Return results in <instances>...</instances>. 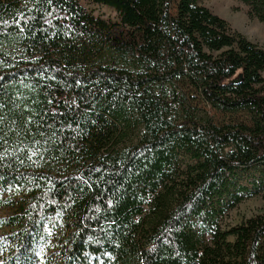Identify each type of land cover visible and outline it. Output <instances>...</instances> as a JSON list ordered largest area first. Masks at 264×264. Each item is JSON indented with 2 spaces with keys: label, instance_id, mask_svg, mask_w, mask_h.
Instances as JSON below:
<instances>
[{
  "label": "trees",
  "instance_id": "obj_1",
  "mask_svg": "<svg viewBox=\"0 0 264 264\" xmlns=\"http://www.w3.org/2000/svg\"><path fill=\"white\" fill-rule=\"evenodd\" d=\"M90 1L119 21L0 0V264H264V214L221 225L264 200V49L201 0Z\"/></svg>",
  "mask_w": 264,
  "mask_h": 264
},
{
  "label": "rangeland",
  "instance_id": "obj_2",
  "mask_svg": "<svg viewBox=\"0 0 264 264\" xmlns=\"http://www.w3.org/2000/svg\"><path fill=\"white\" fill-rule=\"evenodd\" d=\"M176 1L177 0H172L173 5ZM80 4L86 11L92 13L96 17L111 22L119 21L118 14L110 7L94 4L90 0H80ZM200 4L229 23L233 29L243 34L249 41L256 43L264 49V26L260 24L257 19L248 17V9L243 3L238 0H201ZM262 75L264 77V72ZM193 102L197 107L207 110L212 121L216 124L228 123L235 119L233 116L210 110L198 99H195ZM240 118L241 117H238V119ZM128 139H130V137ZM128 139L123 140L121 144H125ZM7 198L8 192L0 190V200L4 202L0 204V252L4 248L3 235L7 232V227L2 225V220L8 218L13 213L14 209H16L13 208L10 203L6 204ZM259 214H264V200L261 196L248 199L238 204L224 216L221 225L223 228L235 226Z\"/></svg>",
  "mask_w": 264,
  "mask_h": 264
}]
</instances>
